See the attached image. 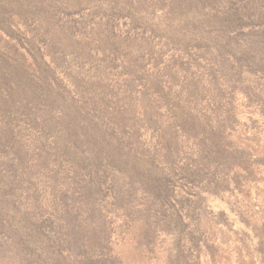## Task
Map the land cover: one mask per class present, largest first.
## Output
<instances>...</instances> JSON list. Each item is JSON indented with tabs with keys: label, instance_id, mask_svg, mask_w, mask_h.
Wrapping results in <instances>:
<instances>
[{
	"label": "rangeland",
	"instance_id": "obj_1",
	"mask_svg": "<svg viewBox=\"0 0 264 264\" xmlns=\"http://www.w3.org/2000/svg\"><path fill=\"white\" fill-rule=\"evenodd\" d=\"M39 1L53 10L51 21L41 9L31 20L10 7L0 24L16 38L2 54L13 73L3 88L12 99L0 97V264H264V0L202 5L205 16L221 19L217 32L255 48L248 61L224 54L213 71L205 46L175 42L158 54L142 38L135 45L134 36L149 34L118 11L111 25L134 50L113 65L87 37L106 25V14L77 0ZM59 63L63 86L81 101L67 113L84 104L71 80L84 87L104 78L123 95L109 97L104 118L95 111L99 126L73 155L56 158L22 129L25 103L13 99L30 88L36 100L32 83ZM99 120L121 131L124 147L98 146ZM104 149L107 163L82 164ZM205 152L218 158L203 159Z\"/></svg>",
	"mask_w": 264,
	"mask_h": 264
},
{
	"label": "trees",
	"instance_id": "obj_2",
	"mask_svg": "<svg viewBox=\"0 0 264 264\" xmlns=\"http://www.w3.org/2000/svg\"><path fill=\"white\" fill-rule=\"evenodd\" d=\"M78 2H80L78 7L83 6L84 4L85 7L92 6L96 14H106L104 17L108 18L106 25L103 28H99L98 31L90 28L87 37H90L93 44L99 45L101 50H106L108 54L105 55L104 58L106 60L108 59L107 61H110L113 65L116 64V60L118 57L120 58L123 53L134 50V47L131 44H128V47L122 45L120 38L121 34L116 33L119 29L115 30L116 27L111 25V23L114 24V22L119 20L116 11L125 13V16L123 17L134 24L133 29L135 31L138 29L136 33H143L144 30V32L147 31L149 34L148 36H134L132 43L135 45L142 38V40L145 41L144 45L158 54H162L166 47H169L175 42L182 43L186 47L185 50H188V48L192 46L194 48L205 46L208 49V58L204 55V58H206L204 60L212 65V69H210L211 71H213V68H220L218 63L224 59L223 56H226L224 54L228 53L227 56L230 59L236 56L242 57L243 55H248V58L245 56V59L248 61L255 49L247 47V44H245L244 47L234 44L237 42L238 37L230 35L228 30L225 32L216 31V23L221 21V19L218 17H207L202 13L201 8L202 5L207 2L206 0L75 1V3ZM37 4L43 5L37 7ZM263 5L264 4L262 3V6ZM84 6L83 8H85ZM10 7L11 9L9 12L13 10V12L18 11L17 14H29L28 17L32 16L31 20L35 19V14L41 9L48 14V19L51 21L49 15H52L53 10L46 9L51 7L44 6V3L39 0H0V16L1 13L5 11L4 15L0 17V24H5L7 22L6 10ZM159 13H162V16H159ZM155 15L158 18H153ZM229 17L228 21L235 25L242 23L243 19L236 18L235 15ZM156 19L158 20L156 21ZM259 20H261V17ZM168 31H170V33L171 31H174V34L170 35L168 34ZM178 37L181 41L180 39H175ZM131 38L132 36L129 37V39ZM15 39L16 38L13 36V32H11L10 29L8 33L0 31V93H4L3 88L7 87L10 83V78H4L10 76V73H13L9 70L13 65L11 58H9L7 54L4 56L2 54L5 53L7 43H11ZM193 40H196V43L193 44ZM248 43L253 44V47L257 46V42L255 41ZM110 62L107 65V69L111 66ZM217 64L219 66H217ZM59 68L60 63L53 67L46 66L45 72L41 70V79H37L35 80V83H32V85L34 84V86H36V91H33L36 100L29 95L30 88L25 90V96L23 98L21 96L20 98L14 97L15 99H13L16 104L25 103L24 107H22L23 110L21 115L26 118V123L22 129L34 134L38 144H42V148L50 152L49 154L56 158L73 155L77 151V149H74L80 147L83 139L91 135L95 126H99V122L95 121V111H100L98 116L103 117L100 113L104 112L106 110L105 108L111 111L107 101L112 102L115 100H110L109 97L117 98L123 95L119 85L113 89H110V85L105 86L107 81H105L104 78H100L94 82L93 86L84 85V87H82L83 82H76V79L71 80L70 84H76L73 89H76L78 96L82 101L84 100L82 108L77 109L81 112L76 110L72 113L76 108V104L81 101L69 96L70 91L68 92L66 90L63 86L64 82L60 79L61 75L59 73ZM15 72L18 75H21L24 73V69L20 66V69ZM216 72H221L220 76L225 73L221 69ZM217 81L220 82V79H217ZM23 84L25 86L23 87L24 89L29 87L27 80L23 82ZM98 86H105V88H98ZM38 87L41 89L40 91H37ZM219 87H222L221 82L218 85V88ZM226 89H228V87ZM259 89L260 87H257V89L254 90V93H257ZM9 92L11 93V91L7 90L4 94H0L1 99H12ZM69 109H72L71 114L67 113V110ZM65 114L69 116L68 119L64 118ZM99 121L104 130L96 131V134L101 136L98 141L103 140L102 143H98L100 144L98 146L108 147L110 143H113L114 145H117V147H124V144L120 140L123 137L121 131L112 127L111 123L108 122L109 120ZM219 124V127L223 130L218 128V131L225 133V121L223 120ZM116 133L120 136L119 138ZM15 138H17V136ZM110 139L113 141L110 142ZM92 142L95 146L93 139ZM109 155L106 153L105 149L96 153L90 152L88 158H93L94 160H87L88 158H84L82 164L88 165L92 161L95 163L100 162L99 165H102L103 163H107ZM200 157L210 161V159L214 160L213 158H218V155L211 154V152H205ZM23 184L24 183L21 182L20 186ZM8 186L9 184H7L6 188Z\"/></svg>",
	"mask_w": 264,
	"mask_h": 264
}]
</instances>
